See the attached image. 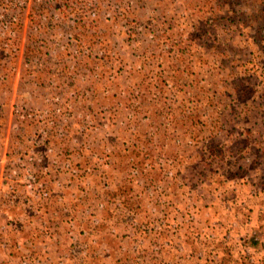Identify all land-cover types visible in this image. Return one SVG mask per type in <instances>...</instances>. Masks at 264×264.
I'll return each instance as SVG.
<instances>
[{"label":"rangeland","instance_id":"obj_1","mask_svg":"<svg viewBox=\"0 0 264 264\" xmlns=\"http://www.w3.org/2000/svg\"><path fill=\"white\" fill-rule=\"evenodd\" d=\"M261 6L0 0V264H264Z\"/></svg>","mask_w":264,"mask_h":264},{"label":"trees","instance_id":"obj_2","mask_svg":"<svg viewBox=\"0 0 264 264\" xmlns=\"http://www.w3.org/2000/svg\"><path fill=\"white\" fill-rule=\"evenodd\" d=\"M260 2H261V10L264 12V0H260ZM64 4H65V1H64ZM42 7H44L43 5H42Z\"/></svg>","mask_w":264,"mask_h":264}]
</instances>
